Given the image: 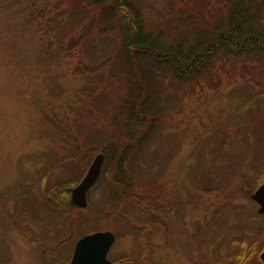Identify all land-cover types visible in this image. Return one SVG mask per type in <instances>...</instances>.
I'll return each instance as SVG.
<instances>
[{"label": "rangeland", "instance_id": "obj_1", "mask_svg": "<svg viewBox=\"0 0 264 264\" xmlns=\"http://www.w3.org/2000/svg\"><path fill=\"white\" fill-rule=\"evenodd\" d=\"M133 1L150 38L181 43L182 51L206 26L204 21L212 19L213 6L224 4L222 0ZM67 5L58 0H0V264H66L68 245L89 230L114 233L110 255L115 258L140 263L146 240L153 264H203L199 252H206L202 256L209 264H233L227 255L238 245L231 240L233 234L226 236L232 224L257 230L255 241H264V214L256 215L258 206L250 198L264 172L253 165L255 150L260 147L264 156V58L225 56L209 71L182 83L167 64L138 58L145 72L149 68L153 74L143 92L154 96L158 111L143 115L147 127L156 126L145 137V130H140L133 139L137 143L144 139V153L132 148L126 158L122 169L132 192L120 200L116 188L101 177L104 171L111 176L116 171L110 159L113 149L101 134L114 132L116 123L123 128L119 105L128 96L126 85L132 74L119 76L124 69L114 67L118 35L99 22L93 6L88 4L84 17L73 21ZM98 47L110 48L111 59L91 63L87 53ZM245 89L256 98L244 107L245 102L243 106L239 102L250 99L239 92ZM238 111L249 124L237 122ZM76 144L82 160H61L73 153ZM199 151L205 160L203 174L197 177L193 168L194 172L187 169V160ZM99 152L104 160L87 190L85 208L67 209L63 203L70 198V188ZM195 159L189 165L194 167ZM229 163L240 164L234 176L233 171L226 173ZM23 183L19 194L39 193L44 201L47 191L60 214H39L41 225L31 221L23 209L30 203L16 202L8 194ZM209 187L215 191H207ZM233 206L248 210L242 222H237ZM219 208L221 214L215 215ZM248 253L247 264H258L255 253Z\"/></svg>", "mask_w": 264, "mask_h": 264}, {"label": "trees", "instance_id": "obj_2", "mask_svg": "<svg viewBox=\"0 0 264 264\" xmlns=\"http://www.w3.org/2000/svg\"><path fill=\"white\" fill-rule=\"evenodd\" d=\"M222 1H224V4L220 7L216 8L213 6L214 14L210 16L212 19L209 20L208 18L204 21L205 23L203 24L206 25L203 27L204 30H200L199 35L193 40V43L188 46L185 51H182L181 43H167L160 37L150 38L152 34L146 29L143 20L144 18L142 17L139 8L133 0H86V5L85 0H58V3L60 4L68 3V16L73 21L84 17L85 11L89 10L87 5H92V9L98 12L96 17L99 19V22H103L105 26L109 27V31H115L118 35L116 41L118 43L117 45L119 50L118 54H116L117 58L114 62V67H116L118 70L124 69L123 73L120 71L121 74L119 76L124 78V76H126L124 73L128 72L127 74H129L130 72L132 74V80L126 85L128 96L126 93V97L123 99L124 102H121L119 105V115H122L121 123L123 128L120 127L119 123H116L114 132L105 130L101 134V138L106 139L109 146L113 149L110 159L113 161V167L116 168V171L112 176L104 171L103 174L101 173V177L104 178L103 182L108 180L112 188H116L118 191L116 198H119L121 195V200L123 197H126L128 193L132 192L131 186L129 185L128 181L125 180L126 175L125 171L122 169V166L129 153L132 151V148L137 149L138 147V149L141 150L140 152H143L144 149L142 148L146 143L144 142V139L138 143L133 139L140 130H145L143 132V137H145V134H150L152 129H154L156 126L155 123L153 126L147 127V119L144 120L145 118L143 116L144 114L148 113L151 115L158 111L155 110L152 103L154 96H151L150 91L149 93L143 92V88L145 87L148 89L150 80L152 81L154 79L153 74L149 72V68L147 70L148 72H145V65H143L144 63H142V61L140 63L138 58H150L159 65L167 64L179 83L201 76L215 66V61L217 59H222L225 56L227 58L232 57V59L243 57V59L245 58L246 60L252 59L254 57L264 58V0ZM104 44L107 45L106 42H104ZM109 49L110 48L101 49L100 47L97 49H91V52L88 51L87 56L91 60V63H98L102 57L103 60L105 58V60H110V52H107ZM219 54H221V56ZM133 61L135 65L132 64ZM133 72L135 73L134 75ZM119 76L116 77V80ZM137 77H139L141 82H138ZM144 93H146V95L141 97ZM239 93H241L243 96L247 95V97L250 99L248 101H243V99L239 102L241 103V106H243V102H245L244 107L246 106L247 102L253 101L256 98L255 94H252L251 91L246 89ZM156 102L157 101H155L154 104ZM173 104L174 103L172 102L168 107H171ZM236 113L240 115L236 117L237 122L244 125L249 124L245 118L241 116L239 111ZM151 123L152 119H150L149 125H151ZM250 130L248 132L250 133V138L253 139L252 134L254 132L252 129ZM128 140L133 141L125 142ZM93 143L98 144L101 142ZM87 145L88 143L86 142L85 146L87 147ZM258 150H260V147ZM258 150H255L253 165L260 171H264V156L263 154L261 155ZM81 151L82 153L84 152V144L81 145ZM85 153H88V150H85ZM78 154V146L76 144L74 146L73 153L70 152L66 156L62 157L61 160H71L74 162L77 160H82L83 156L78 159ZM156 154L159 157L160 152L157 151ZM249 155L251 156V152H249L246 156L247 158L243 164L244 166L247 165ZM195 157V161H197V163L193 167V165H189V163H194ZM168 158L169 157L165 158L164 164L168 161ZM202 160H205L204 154L200 151L198 155L192 154L187 160V169L190 170L191 168L192 170L193 168L197 174V177H200L199 174H203L201 169ZM128 164L131 163L128 162ZM47 166H49L51 169L50 164H47ZM239 166L240 164H234L233 166L231 164L230 166L226 167V173L229 175V173H232L233 171L234 176L236 173L235 171L241 168ZM260 174L261 180L258 178L257 182H262V180H264V172H261ZM229 177L230 176H227V178ZM28 181L31 180L27 179L26 181L28 184H30ZM260 183H258L257 186ZM23 189H25L24 183L21 186L18 184L17 187L10 188L8 192L10 195L9 197L15 199L16 202L19 200H22L25 203L26 201L29 202L30 207H27V210H33L36 195L30 191V194H23L22 196L19 193L22 192ZM207 191L214 192L215 190L209 187ZM38 202H41L43 208L45 207V209L41 211L42 213L49 214L50 216H53V213L60 214V211L52 206V199L50 197V193H47V191L46 194H44V201L40 200ZM63 204H67L69 210L75 209V207L69 204V200ZM232 209V211H234L237 215V222H242V219L246 217L248 210L242 206H233ZM238 210H243L244 213L240 215L239 212H237ZM220 212H222V210L219 208V211L217 210L215 215H218ZM28 213L29 212L24 209V215L29 216ZM256 215L260 216L258 213ZM31 216V221L41 225L43 220L37 221L35 219L34 213H32ZM44 222H46V219ZM140 224H143V222ZM97 225L100 224L97 223ZM141 226L146 227V229L149 231L153 230L152 226H147L146 224ZM202 230L204 231V229L201 228L200 233ZM93 231L89 230L88 233ZM229 234H233L234 237L231 240L233 243L238 245L237 250H233L227 255V259H229V261H231L233 264H239L240 262L247 264L250 258V256L248 258L247 252H249V255L255 253L256 256L261 250L260 245H264V241L257 243V241L254 239V237L259 235L257 230H246L245 226L242 227L232 224L229 229V233L226 236ZM255 259L258 260V256H256Z\"/></svg>", "mask_w": 264, "mask_h": 264}, {"label": "water", "instance_id": "obj_3", "mask_svg": "<svg viewBox=\"0 0 264 264\" xmlns=\"http://www.w3.org/2000/svg\"><path fill=\"white\" fill-rule=\"evenodd\" d=\"M103 160L104 154L97 153L79 183L70 188V203L72 205L81 208L86 206L87 190L96 181ZM250 198L258 204L257 212L264 214V182L251 193ZM114 240L115 235L110 230H98L85 234L77 241L69 264H113L107 259V252ZM260 259L264 263V249L260 253Z\"/></svg>", "mask_w": 264, "mask_h": 264}, {"label": "flooded vegetation", "instance_id": "obj_4", "mask_svg": "<svg viewBox=\"0 0 264 264\" xmlns=\"http://www.w3.org/2000/svg\"><path fill=\"white\" fill-rule=\"evenodd\" d=\"M41 199H40V196H39V193L36 195V199H35V203H34V205H33V210H27V207L26 208H23V209H25L26 211H28L29 213H28V215L31 217H29L30 219H32V216H31V214L32 213H34V216H35V219L38 221V220H40V217L41 216H39V214H41L42 212V210H43V206H42V204H41V202H38V201H40ZM36 202H38V203H36ZM71 206H73L74 207V205H72L71 203H69ZM67 205V204H66ZM32 208V207H31ZM85 208V207H84ZM56 209V208H55ZM67 209H68V207H67ZM65 215L67 216V213H65ZM64 215V216H65ZM83 220H82V223H83V228H85V213H84V216H83V218H82ZM83 236H85V231H83V233H82V235L81 236H78V237H75L74 239H73V243L72 244H70V245H68V247H67V253H68V259H67V261H66V264H69V262H70V259H71V256H72V253H73V250H74V247H75V245H76V243H77V241L80 239V238H82ZM115 242H116V237H115V240H114V242L112 243V245L110 246V248H109V250H108V252H107V259L108 260H110L113 264H124V263H130V264H153L151 261H149L148 260V258H149V255H150V251L149 250H147L148 249V244L146 243L147 241L145 240L144 242H143V248H144V252H143V256L139 259V262L140 263H138L137 261H135V260H133V259H130V258H125V257H121V258H115V257H112V255H110L111 254V250H112V248H113V246H114V244H115ZM60 246V245H59ZM64 245H61V247H63ZM58 248V246H56V251H58L59 249H57ZM263 248H264V245H263V247H262V249L260 250V252H258V254H257V256H258V260L256 259V261H257V263L258 264H264L263 263V261L260 259V253L262 252V250H263ZM56 251L54 252V251H50V253H52V254H50V255H53L54 253L56 254ZM200 254H201V256H199V260H200V258L202 257V260H203V264H209L208 262H207V260H206V256H202V255H205L206 254V252H199ZM256 257V256H255ZM213 258V257H212ZM213 262H215V261H213ZM210 264H212V261H210Z\"/></svg>", "mask_w": 264, "mask_h": 264}]
</instances>
